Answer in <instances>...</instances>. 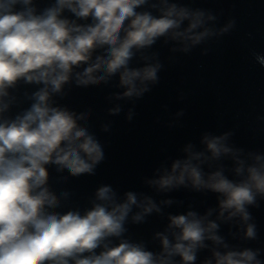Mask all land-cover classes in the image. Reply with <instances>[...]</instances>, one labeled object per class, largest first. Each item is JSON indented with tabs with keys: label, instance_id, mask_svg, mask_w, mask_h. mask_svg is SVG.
I'll use <instances>...</instances> for the list:
<instances>
[{
	"label": "clouds",
	"instance_id": "1",
	"mask_svg": "<svg viewBox=\"0 0 264 264\" xmlns=\"http://www.w3.org/2000/svg\"><path fill=\"white\" fill-rule=\"evenodd\" d=\"M32 3L0 0V264H173L176 256L181 264H194L197 249L205 247L206 239L222 243L215 234L218 224L208 219L211 211L203 217L194 212L170 217L174 243L160 236V255L126 241L110 246L111 238L122 236L123 224L134 205L143 207L134 221L158 212L156 205L150 199L146 206L137 205L133 193L118 202L112 189L105 186L96 193L99 202L86 214L52 213L48 209L57 205L46 187V166L54 164L77 176L91 173L102 158L99 145L77 126L76 118L49 104L50 93H59L74 69L88 65L76 73L79 85L119 74L121 86L127 89L124 96H139L146 88L138 90L137 83L154 82L158 66L130 69L134 52L163 36L199 43L210 34H196L204 23L203 13H189L172 5L154 17L136 11L147 0H57L56 7L38 15ZM64 10L77 18L90 17L93 23L79 26L63 19ZM184 21L188 26L181 31ZM96 50L102 54L93 62ZM94 73L98 75L94 77ZM20 80L44 87L34 94L36 102L23 115L5 120L3 98ZM225 140L226 136L206 137L210 157L187 150V159L176 161L170 174L153 183L160 189H171L188 180L197 190L219 195L218 220L239 216L247 222L250 216L246 206L252 205L257 195L264 197V157L257 156L247 168L243 160H236L237 180L229 179L222 170L205 175L202 164L231 152ZM245 234L254 238V225L249 224ZM256 255L250 250L214 252L215 264H260Z\"/></svg>",
	"mask_w": 264,
	"mask_h": 264
},
{
	"label": "water",
	"instance_id": "2",
	"mask_svg": "<svg viewBox=\"0 0 264 264\" xmlns=\"http://www.w3.org/2000/svg\"><path fill=\"white\" fill-rule=\"evenodd\" d=\"M172 5L203 13L204 23L196 34H210L197 44L163 36L135 51L130 69L158 66L154 82L137 83L138 90L146 88L139 96H124L127 89L121 86L119 74L114 75L129 191L136 195L137 205L146 206L150 199L159 209L134 221L143 207H132L134 244L160 255V236L174 243L170 217L188 212L203 217L211 211L208 219L218 224L215 234L222 243L206 239L205 247L197 249L194 264H215L217 251L244 250L256 253L264 264V197L257 195L246 206L247 222L239 216L218 220L217 193L197 190L188 180L171 189L153 183L170 174L176 161L187 159V150L210 157L206 137L226 136L224 145L231 152L202 164L205 175L222 170L237 180L236 160H243L247 168L257 156L264 157V0H147L136 11L158 17ZM187 26L184 21L180 30ZM249 224L255 227L252 239L245 234ZM172 259L173 264H181L180 257Z\"/></svg>",
	"mask_w": 264,
	"mask_h": 264
}]
</instances>
